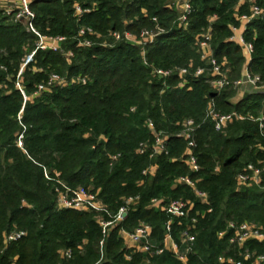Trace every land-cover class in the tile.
<instances>
[{"label":"trees","instance_id":"trees-1","mask_svg":"<svg viewBox=\"0 0 264 264\" xmlns=\"http://www.w3.org/2000/svg\"><path fill=\"white\" fill-rule=\"evenodd\" d=\"M257 4L263 15L246 26L244 39L253 44L248 72L264 80V0ZM75 5L90 11L75 16ZM192 6L184 29L168 0H31L37 32L65 40L60 43L62 52L37 50L18 78L37 37L24 22H13L0 12V67L5 68L0 69V233L25 232L6 248L0 238V264H183L168 251L150 257L128 249L119 234L144 223L152 229L151 242L162 245L168 218L161 208L172 200L192 203L188 215L175 219L171 227L177 243L184 230L195 234L185 264L242 259L229 244L226 227L233 221L264 229V173L260 187L236 185L237 175L248 164L264 161V123L260 130L256 122L234 120L215 131L205 116L209 105L220 114L264 116V95L238 99L230 88L215 91L208 72L198 77L194 73L204 66L196 41L210 29L213 58L228 78L241 77L244 54L229 40L230 28H242L238 17L248 14L249 6H238L237 0H193ZM212 16L216 19L210 22ZM153 18L163 33L151 45L133 46L109 37L111 32L138 35L152 30ZM81 28L96 33L85 36L91 47L80 45ZM104 40L112 45L101 46ZM156 68H184L187 74L175 72L163 80L153 73ZM51 75L63 83L48 85ZM40 85L44 89L38 91ZM189 119L199 125L192 149L197 173L187 163L186 142L177 137L181 124ZM148 120L167 137V154L152 155ZM140 143L148 146L142 155L137 151ZM149 168L154 171L143 175ZM179 177H188L207 194L208 202L202 204L190 187L178 184ZM55 181L91 190L112 213L123 198L137 196L138 202L103 238L99 215L58 208ZM152 200L160 202L158 209L151 207ZM221 232L226 234L219 239ZM244 249L264 255V242H247ZM67 250L70 259L64 256Z\"/></svg>","mask_w":264,"mask_h":264},{"label":"built area","instance_id":"built-area-1","mask_svg":"<svg viewBox=\"0 0 264 264\" xmlns=\"http://www.w3.org/2000/svg\"><path fill=\"white\" fill-rule=\"evenodd\" d=\"M30 1L31 0H0V10L2 11V14L13 22L25 20L27 31L37 37L35 50L26 57L25 63L21 66L17 78L22 73L23 67L32 61L37 50L61 52L60 43L65 40L64 37H46L40 35L37 32L33 26L35 16L30 9ZM59 1L63 2L64 0ZM257 1L258 0H237L238 6L243 4H247L249 6V13L238 17V21L241 23L242 28H230L232 35L229 40L231 42L237 43L242 48L244 54L245 62L240 78L235 80L228 78L226 73L222 70V64H218L213 58L210 47V29L205 34L201 35L196 41V46L198 48L197 51L200 55L201 61L204 63V66L198 67L194 73V76L198 77L203 75L205 72H208L210 79L209 83L211 87L217 92H220L226 88H230L235 90L237 95L240 96H242L241 93L244 91H250L249 94L262 93L264 95V80L259 75H251L248 72L247 67L253 53V44L247 42L244 39V31L246 26L254 19L260 18L263 15V11L258 6ZM168 3L178 13V18L176 21L178 26L185 29L188 25L189 17L194 12L192 6L193 0H168ZM73 9L74 15L78 17L90 11L88 9H82L79 5H75ZM215 19L216 16H212L210 18V22H213ZM152 23H154V29H145L138 35H133L129 32H111L109 37L113 42H125L133 46L146 47L154 43L155 39L163 33V30L158 26L156 18L152 19ZM87 35L96 36V33H94V31L90 28H81L78 32V37H84L80 45L85 48L92 46V41L85 38ZM142 58L145 63L144 53H142ZM0 69L3 71L5 70L3 67H0ZM175 72L182 76L187 74V69L182 68L176 70H167L156 68L153 71L155 76L163 80L171 77ZM81 82L85 84L86 80L82 79ZM61 83H63V80L57 75H51L48 80V85ZM16 87L22 92L18 83H16ZM43 89L44 87L42 85L38 86V91ZM205 119H209L214 124L215 131L223 130L227 124L234 120H248L256 122L258 123L260 130L263 129L264 123L263 115H259L257 118H255L252 115L243 116L237 113L220 114L214 110L212 105L208 106ZM146 127L153 135V142L150 147L152 155L167 154V137L162 135L160 132H156L153 123L149 120L146 122ZM198 127L199 125L193 120H184L181 124V130L179 134H177L178 138H181L186 142L185 155L188 158L187 163L190 170L194 173L199 171L196 158L192 154V149L195 147L193 135ZM17 146L19 148L22 147V135H19ZM147 149V144L140 143L137 151L142 155ZM113 159L115 160L116 157H113ZM153 171V168H149L144 170L142 174L147 175ZM263 173L264 161L258 163L257 165L248 164L243 169V171L237 175L236 185L238 188L260 187L262 184ZM44 177L47 180H50L45 171ZM55 182L56 203L58 208L80 212H92L99 215V217H97V222L101 227L103 238L107 237L112 229L120 225L125 220L130 208L138 202L137 196L123 198L122 204L117 212L112 213L99 200L97 194L93 193L91 190L84 188L73 189L66 186L62 182ZM176 182L178 184L190 187L193 190L195 197L199 199L202 204H206L208 202L207 194L197 190L194 183L188 177H179ZM151 207L158 209L160 207V202L157 200H152ZM191 209L192 203L188 200H172L161 208L168 220L165 225L166 234L162 245L160 246L154 245L151 242L152 229L149 225L144 223H139L132 231L121 229L119 234L124 240V243L128 249H134L135 251L148 254L150 257L160 256L165 251H168L173 254L174 258L178 262L185 264L187 262L188 255L193 250L195 234L190 230H184L181 233L180 242L177 243L172 238L171 227L175 219L186 217ZM191 223L194 225L196 223V219L192 218ZM226 231L230 232L229 244L241 252L240 255L242 259L235 260L232 257L219 258L220 264H264V255H255L254 253L249 252L247 249H244L247 242H264V229L262 227L248 222L236 223L231 221L227 223ZM225 234L226 232L219 233L218 238H223ZM24 236L25 232L18 230H13L7 234H4L3 236L0 233V238L3 237L2 243L4 248H6V246L11 243L19 241ZM99 253L101 261L104 256V239H102L99 243ZM64 256L67 259H70L71 250L65 251ZM126 260L129 261L130 257L127 256Z\"/></svg>","mask_w":264,"mask_h":264},{"label":"rangeland","instance_id":"rangeland-1","mask_svg":"<svg viewBox=\"0 0 264 264\" xmlns=\"http://www.w3.org/2000/svg\"><path fill=\"white\" fill-rule=\"evenodd\" d=\"M0 12L2 13V11L0 10ZM107 40V39H106ZM106 40H104L103 42H102V44L101 45H103V47H109V46H111L112 45V43L111 44H107V41ZM62 52V51H61ZM64 54H66V53H64ZM68 55V54H67ZM65 57V56H64ZM69 57V56H68ZM68 57H66V58H68ZM16 85V84H15ZM250 93V91H244V92H242L241 93V95L243 96V95H246V94H249ZM242 96H240V95H237V98L239 99V98H241ZM18 138H19V136L17 137V140H18Z\"/></svg>","mask_w":264,"mask_h":264},{"label":"water","instance_id":"water-1","mask_svg":"<svg viewBox=\"0 0 264 264\" xmlns=\"http://www.w3.org/2000/svg\"><path fill=\"white\" fill-rule=\"evenodd\" d=\"M22 22H24V23H25V20H22Z\"/></svg>","mask_w":264,"mask_h":264},{"label":"crops","instance_id":"crops-1","mask_svg":"<svg viewBox=\"0 0 264 264\" xmlns=\"http://www.w3.org/2000/svg\"><path fill=\"white\" fill-rule=\"evenodd\" d=\"M243 69V68H242Z\"/></svg>","mask_w":264,"mask_h":264}]
</instances>
